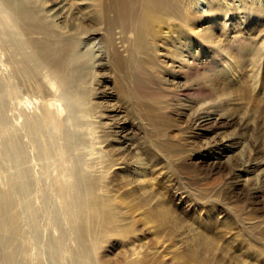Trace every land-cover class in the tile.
I'll return each instance as SVG.
<instances>
[{
	"label": "rangeland",
	"instance_id": "obj_1",
	"mask_svg": "<svg viewBox=\"0 0 264 264\" xmlns=\"http://www.w3.org/2000/svg\"><path fill=\"white\" fill-rule=\"evenodd\" d=\"M160 1L168 10L139 15L130 32L139 93L118 104L136 130L127 136L139 147L135 159L149 164L152 198L98 200L93 216L103 220L105 211L112 224L102 222L95 261L264 264V0ZM202 113L218 124L196 126ZM7 175L0 158V187ZM50 201L48 222L64 214Z\"/></svg>",
	"mask_w": 264,
	"mask_h": 264
},
{
	"label": "bare ground",
	"instance_id": "obj_2",
	"mask_svg": "<svg viewBox=\"0 0 264 264\" xmlns=\"http://www.w3.org/2000/svg\"><path fill=\"white\" fill-rule=\"evenodd\" d=\"M86 1L75 10L65 0H0V158L8 174L0 264H97L102 222L112 224L105 211L103 220L93 216L98 200L152 198L143 179L149 164L135 159L139 147L127 136L136 130L118 104L139 93L136 52L126 46L138 16L168 9L160 0H93L87 19ZM218 122L202 113L194 124ZM55 199L64 214L48 222ZM142 239L152 242L149 232Z\"/></svg>",
	"mask_w": 264,
	"mask_h": 264
}]
</instances>
